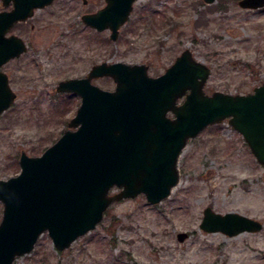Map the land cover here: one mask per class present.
Returning <instances> with one entry per match:
<instances>
[{
	"label": "rangeland",
	"instance_id": "1",
	"mask_svg": "<svg viewBox=\"0 0 264 264\" xmlns=\"http://www.w3.org/2000/svg\"><path fill=\"white\" fill-rule=\"evenodd\" d=\"M220 2L137 0L116 41L109 30L84 28L83 13L96 12L105 0H59L38 13L36 29L26 34L32 49L7 67L21 77L14 84L15 103L0 116V179L21 172L22 151L42 155L60 138L81 98L56 88L62 80L86 76L96 63H145L152 76H161L188 48L211 68L204 88L209 94H246L263 84L264 8ZM93 82L115 87L111 78ZM179 171V183L163 202L151 204L143 194L117 201L94 231L68 249L58 251L46 232L15 263L264 264V227L235 236L200 227L209 206L264 224V166L241 133L227 119L208 126L188 142ZM2 214L0 202V221ZM179 233L188 237L179 241Z\"/></svg>",
	"mask_w": 264,
	"mask_h": 264
},
{
	"label": "water",
	"instance_id": "2",
	"mask_svg": "<svg viewBox=\"0 0 264 264\" xmlns=\"http://www.w3.org/2000/svg\"><path fill=\"white\" fill-rule=\"evenodd\" d=\"M86 4L88 0H83ZM137 0H105L82 16L98 32L110 30L116 41ZM211 4L216 0H204ZM0 12V69L27 51L23 39L5 34L53 0H3ZM243 9L264 7V0H239ZM145 63H96L83 77L59 82V93L81 98L76 115L60 138L39 156L22 151L21 172L0 179V264H16L48 231L58 251L94 231L115 202L141 194L151 204L169 198L179 183V159L188 142L208 126L228 123L242 134L264 166V83L246 94H209L211 68L185 49L161 76ZM111 78L114 89L93 81ZM0 70V115L17 95ZM117 189L116 192H113ZM264 224L239 212L204 210L201 229L235 236L259 232ZM187 233H179L184 241Z\"/></svg>",
	"mask_w": 264,
	"mask_h": 264
},
{
	"label": "flooded vegetation",
	"instance_id": "3",
	"mask_svg": "<svg viewBox=\"0 0 264 264\" xmlns=\"http://www.w3.org/2000/svg\"><path fill=\"white\" fill-rule=\"evenodd\" d=\"M57 1H59V0H55L52 4L47 5L44 8L36 9L35 12H34V15L31 18L27 19L26 21L16 22L13 25V27L5 34V38H10V37L14 36L17 39H23V41L25 42V44L27 46V51L24 52L22 54V56L27 55L30 52V50L32 49V47H31L32 44H31L30 41H28V39H29L28 36H26L27 31L29 30V28L32 29V30H35L36 29L37 23L34 22V21H32V20H34L36 17H39L37 15L38 13L47 10L48 8H50ZM81 1L84 3L83 0H81ZM0 3H1L0 12L5 11V10L6 11H10L14 7V3L13 2H9L8 6H5L4 5L3 0H0ZM88 13H91V12H88ZM83 24H84V22H83ZM84 28L86 30H89L91 33H94L95 32V29L92 28V27H90V26H88V25H85L84 24ZM22 56H19L17 58H13V59L11 58V60H9L7 63H5L3 66H1V69H0L1 70V73L3 72V73H5L7 75L9 86L12 87L11 89L14 91V93L17 95V97H18V92L14 89V84H16V83L19 82L21 76H19V72H18V75H15L14 72H10L7 69V67H8L9 64H12V63L17 62L18 60H20ZM16 71H19V70L16 69ZM17 97H16V99H17Z\"/></svg>",
	"mask_w": 264,
	"mask_h": 264
},
{
	"label": "trees",
	"instance_id": "4",
	"mask_svg": "<svg viewBox=\"0 0 264 264\" xmlns=\"http://www.w3.org/2000/svg\"><path fill=\"white\" fill-rule=\"evenodd\" d=\"M221 2H223V0H221ZM221 2H220V3H221ZM220 6H221V5H220ZM222 7H223V6H221L220 8H222Z\"/></svg>",
	"mask_w": 264,
	"mask_h": 264
}]
</instances>
